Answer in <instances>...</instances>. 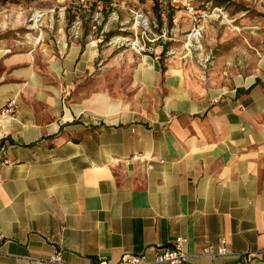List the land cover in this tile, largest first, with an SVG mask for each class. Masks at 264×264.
Listing matches in <instances>:
<instances>
[{
  "label": "crops",
  "instance_id": "0c3cea01",
  "mask_svg": "<svg viewBox=\"0 0 264 264\" xmlns=\"http://www.w3.org/2000/svg\"><path fill=\"white\" fill-rule=\"evenodd\" d=\"M91 6L0 0V108L17 99L0 127V264L58 249L115 264L178 236L180 264H264V52L244 46L248 74L212 94L157 58L89 77L100 39L77 24ZM220 237L230 253L200 255Z\"/></svg>",
  "mask_w": 264,
  "mask_h": 264
},
{
  "label": "rangeland",
  "instance_id": "374dc122",
  "mask_svg": "<svg viewBox=\"0 0 264 264\" xmlns=\"http://www.w3.org/2000/svg\"><path fill=\"white\" fill-rule=\"evenodd\" d=\"M71 6L87 9L81 2ZM91 8L96 17L77 24L94 21L100 39L89 77L104 68H119L124 76L142 58H157L161 67L177 63L186 86L212 94L222 79L232 85L233 73L248 74L244 46L258 57L264 52V0H192V9L159 0H92ZM252 26L260 28L259 39L248 36Z\"/></svg>",
  "mask_w": 264,
  "mask_h": 264
},
{
  "label": "built area",
  "instance_id": "2783aa9c",
  "mask_svg": "<svg viewBox=\"0 0 264 264\" xmlns=\"http://www.w3.org/2000/svg\"><path fill=\"white\" fill-rule=\"evenodd\" d=\"M161 2L182 3L186 5L189 9H192V0H159ZM69 94V87L65 86L63 89V97L66 98ZM17 99L15 97L9 98L6 103L0 108V127L5 123V121L11 119L16 111ZM8 159L3 154V146H0V164H5ZM186 238L183 236H178L170 245H160L154 251L153 256L148 257L146 252H124L119 261L115 264H180L183 262H188L191 259V255L185 249ZM264 252V250H260ZM259 251V252H260ZM258 251H250V254L256 255ZM230 253L227 247V241L224 237L218 239V243L214 246H205L200 255L216 257L218 255H225ZM238 254V252L233 253ZM32 263L31 264H111L104 258H99L91 260L86 263H76L66 261L63 258L62 251L60 249L55 250L52 254L46 257H33L26 256Z\"/></svg>",
  "mask_w": 264,
  "mask_h": 264
},
{
  "label": "trees",
  "instance_id": "16d2710c",
  "mask_svg": "<svg viewBox=\"0 0 264 264\" xmlns=\"http://www.w3.org/2000/svg\"><path fill=\"white\" fill-rule=\"evenodd\" d=\"M158 16H159V14H158ZM168 18L171 20V18H172V14L171 13H168Z\"/></svg>",
  "mask_w": 264,
  "mask_h": 264
}]
</instances>
